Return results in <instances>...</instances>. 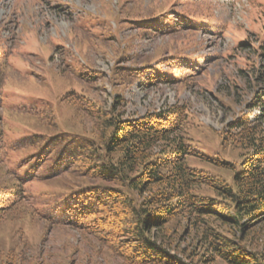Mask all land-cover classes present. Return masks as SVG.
<instances>
[{
    "label": "rangeland",
    "instance_id": "1",
    "mask_svg": "<svg viewBox=\"0 0 264 264\" xmlns=\"http://www.w3.org/2000/svg\"><path fill=\"white\" fill-rule=\"evenodd\" d=\"M168 1L0 0V46L10 48L14 68L4 75L7 85L13 86L6 102L15 106L51 103L62 124H56L51 116L46 120L23 115L18 118V113L7 111L14 127L19 126L17 133L63 127L91 133L94 119L67 99L68 91L74 87L106 108L121 94L125 116L184 103L191 115L186 132L199 149L197 155L187 156V163L223 175L222 179L231 182L234 171L219 166L216 159L225 157L239 165L241 150L225 140L223 132L241 114L249 113L252 119L260 114L258 106H249L257 92L264 90V55L256 47L261 22L256 20L254 0H180L175 5L182 9L190 1L200 15L210 11L211 23L223 25L224 34L184 29L177 34L152 35L140 31L134 22L125 23L128 17L156 13ZM246 37L248 44H242ZM159 55L184 56L186 59L179 58L177 65L182 59L191 61L194 67L180 63L184 68L178 77L180 82L148 84L137 79L127 80L122 86L113 83L117 66H142L144 61ZM82 62L99 72L95 82L85 83L78 77ZM85 168L87 164L83 162L70 175L35 183L34 191L53 199V193L60 188L83 183L82 176L75 175ZM7 179L9 176L0 168V185ZM196 193L214 196L207 186H201ZM194 219L192 215L180 214L163 231L150 232L165 241L163 248L177 257L175 263L166 260L142 264H228L221 258L210 259L202 239L207 221L193 224ZM208 223L259 252L264 261V218L248 221L244 232L216 219ZM110 248L75 228L50 226L26 209L0 223V264H139L127 262Z\"/></svg>",
    "mask_w": 264,
    "mask_h": 264
},
{
    "label": "trees",
    "instance_id": "2",
    "mask_svg": "<svg viewBox=\"0 0 264 264\" xmlns=\"http://www.w3.org/2000/svg\"><path fill=\"white\" fill-rule=\"evenodd\" d=\"M178 1L169 0L154 14L125 16V23L134 22L140 31L152 35L177 34L184 29L224 34L223 25L211 23L210 11L200 15L190 1L178 9ZM252 2L256 20L261 22L256 47L264 55V1ZM247 39L243 38L242 44H248ZM11 54L10 48L0 46V168L9 176L0 185V223L26 209L50 226L71 227L98 238L127 262L175 263L177 257L163 248L165 241L150 232L163 231L176 216L189 214L195 218L193 224L207 221L202 239L210 259L221 258L228 264H264L259 252L208 223L216 219L244 232L248 221L264 218V90L257 92L249 106H258L260 114L253 119L249 113L241 114L223 132L225 140L241 150L242 157L239 165L225 157L216 159L219 166L234 171L228 183L223 175L187 163V156L197 155L199 149L186 132L191 115L184 103L125 116L121 94L106 108L74 87L68 91L67 99L94 119L91 133L63 127L54 131L35 129L19 135V126L14 127L16 124L7 111L18 113V118L23 115L46 120L51 116L56 124H62L51 103L7 104L13 86L7 85L4 75L6 70H14ZM179 58L186 59L180 55H159L144 61L142 66H117L113 83L122 86L127 80L137 79L148 84L180 82L178 77L184 69L180 63L194 65L182 59L177 65ZM81 69L77 75L83 82L96 81L99 72L90 64L82 62ZM83 162L87 168L75 175L82 176L84 182L80 185L60 188L53 193V199L49 194L34 191L35 183L70 175ZM201 186L210 188L214 196L196 193Z\"/></svg>",
    "mask_w": 264,
    "mask_h": 264
}]
</instances>
